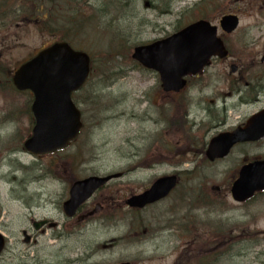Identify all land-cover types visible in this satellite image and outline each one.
Instances as JSON below:
<instances>
[{
	"label": "rangeland",
	"instance_id": "1",
	"mask_svg": "<svg viewBox=\"0 0 264 264\" xmlns=\"http://www.w3.org/2000/svg\"><path fill=\"white\" fill-rule=\"evenodd\" d=\"M111 1L78 0L74 9L76 0H69L67 10L59 6L51 11L55 18L48 28L21 23L24 14L28 17V4L23 6L18 23L6 18L14 9V15L19 14L20 5L14 0L9 4L12 9L0 11V69L14 70L57 39L95 52L92 77L74 98L83 112V131L74 148L61 155L34 161V157L19 153L34 123L30 110L33 96L26 92L12 97L0 91V232L7 238L0 264H183L189 256L184 250L187 238L192 239L186 232L188 225L210 228L208 223L214 225V232L215 225L222 224L225 233L218 246L202 244L214 238L202 235L196 240L199 245H192L201 255L206 251V259H211L217 249L218 264H264V193L246 205L235 202L230 194V184L242 164L256 157L264 159V139L236 147L223 160L209 162L202 155L208 145L204 140L209 143L218 133L243 124L264 107V0H153L156 6L147 5L145 0ZM167 3L170 9L166 10ZM231 11L240 16L238 29L226 35L219 31L231 56L213 61L202 75L193 78L183 97L170 101L157 74L138 69L131 58L137 44L160 40L198 18L218 24L220 16ZM57 25L61 28L53 27ZM232 64L239 70L232 72ZM111 70L114 76L105 82L104 74ZM125 72L129 74L116 79V75ZM7 81L0 71V88ZM9 82L11 86L10 79ZM240 94L250 102L239 100ZM194 103L192 113L202 116L203 110L208 113L209 108L217 121L197 130L180 119L168 120L181 104ZM225 103L229 110L222 113ZM179 134H190L192 144L185 143L178 152L197 153L196 164L190 162L192 153L179 159L180 155L174 153ZM155 138L165 139L168 151L166 157L157 156L156 166L140 158L150 147L155 149L162 144ZM75 151L81 152L79 161L72 172L65 171L62 179L58 175ZM178 161L182 164L175 166ZM35 164L45 169L35 172ZM14 169L15 173L8 174ZM173 171H180L187 178L185 187L180 186L171 197L144 210L123 205L126 198ZM114 173L122 176L98 191L92 206H87V210H92L96 202L103 206L101 212L80 222L65 217L62 203L68 197L67 182L74 180L70 174L82 179ZM203 194L209 200L215 198L226 210L215 213L202 208L206 205ZM100 197L104 199L99 200ZM32 218H47L58 226L33 231L36 242L25 243L22 230H33ZM171 219L176 225L169 224ZM229 221L239 223L231 225Z\"/></svg>",
	"mask_w": 264,
	"mask_h": 264
},
{
	"label": "water",
	"instance_id": "2",
	"mask_svg": "<svg viewBox=\"0 0 264 264\" xmlns=\"http://www.w3.org/2000/svg\"><path fill=\"white\" fill-rule=\"evenodd\" d=\"M238 24L236 15H226L221 20V27L228 33ZM217 33V26L199 20L165 39L136 47L133 58L157 70L165 90L178 91L185 86L186 75L200 72L213 56L228 55ZM89 73L88 54L75 51L66 42H56L43 49L14 73L15 86L19 90L30 89L34 94L32 112L35 125L32 136L25 142L29 152L50 153L68 146L78 136L82 127L81 112L71 94L85 83ZM263 137L264 109L249 118L245 126L212 139L207 155L210 159L223 157L235 143L257 141ZM111 177L92 176L75 182L70 189V199L65 203L66 212L75 213ZM176 182L175 175L161 177L144 192L131 196L127 204L144 207L159 201L168 195ZM261 190H264V160H255L240 169L231 191L234 199L243 201ZM4 246L5 237L0 233V253Z\"/></svg>",
	"mask_w": 264,
	"mask_h": 264
},
{
	"label": "trees",
	"instance_id": "3",
	"mask_svg": "<svg viewBox=\"0 0 264 264\" xmlns=\"http://www.w3.org/2000/svg\"><path fill=\"white\" fill-rule=\"evenodd\" d=\"M1 1H3V2H1ZM11 1L12 0H0V11L4 10V9L5 10L12 9V5L11 6L9 5V4H11ZM61 1L68 2L69 0H14V2H13L14 4H19L20 5L19 14L15 16L14 15L15 9H14L13 13L11 11H9L10 14L12 13L11 16H6V18L9 17V18L12 19L13 22L18 23L20 13L22 15L24 13L23 12V6L25 4H28V6H29L28 8H30L28 17H26L25 14H24L23 19L20 20L21 23H23V21H26V23L38 24L37 26H39L40 28L41 27L48 28L49 25L51 24V20H54V18H55L54 16L51 17L52 16L51 11L53 12L56 9H59V5L58 4ZM77 1L78 0H76V3H75L76 7L74 9L77 8ZM145 1L148 2V4L150 3L151 5L153 3V0H145ZM6 5H9V6L5 7ZM67 5H68V3L67 4H61V6H67ZM153 6H156V4L153 3ZM165 9L166 10L170 9V4L167 3L166 6H165ZM62 18L63 17H60V20ZM64 18H65V20L68 19V17L66 15H64ZM69 18L71 19V17H69ZM53 27L61 28L60 25L53 26ZM0 71L6 75L7 80H8L6 86L5 87H1L0 91H3L4 93H8L12 97H13V95L18 94L16 92L15 88L12 85L9 86V83H10L9 79H10V74H11L12 70L11 71H5L3 69H0ZM7 72H8V75L6 74ZM3 92H1V93L5 96V94ZM172 116H173V118H172ZM169 119H171V120L172 119H175V120L181 119V114H179L178 112H175L174 114L171 115V117ZM161 132H162V130H161ZM154 141H158L159 143H161V141H162V144H157L155 149L150 147L147 150L146 153L144 152L142 155H140V158L143 157V160L146 161V162H150V161L151 162H153V161L158 162L157 156L166 157V155H168V151L166 150L167 144H164L165 143V139L162 140L161 138H155ZM162 145H164L165 150H162V148H163ZM151 146L153 147V145H151ZM80 153H81L80 151H75V152L72 153V155H73V157H75L76 160L79 161ZM178 153L179 152H177V154ZM153 156H154V158H153ZM67 162H68V160H67ZM55 163H57V161H55ZM196 223H199V222H196ZM201 224H203V223H201ZM204 224H206V223H204ZM208 225L210 226V228L206 227V225H203V227L199 226V225H194V224L193 225H188L189 230L186 231V232L189 233L188 235L190 237H192L191 240L194 241L195 245H199V243L196 240L200 238V235H202L203 237L204 236L208 237L207 239H210V238L218 236L220 233H221L220 235L224 234L223 230L220 229V225H217V224L215 225L216 228L218 229V230L216 229V231H215L216 233L212 230V228H215V227H212L214 225H212L211 223H208ZM185 230H186V228L183 229V232ZM197 230H200V231H197ZM196 234H199V235L197 236ZM209 241L210 240H207L205 243L207 244V243H209ZM205 243H202V244H205ZM201 260L202 259H199V261H201ZM190 264H193V263L190 262Z\"/></svg>",
	"mask_w": 264,
	"mask_h": 264
},
{
	"label": "flooded vegetation",
	"instance_id": "4",
	"mask_svg": "<svg viewBox=\"0 0 264 264\" xmlns=\"http://www.w3.org/2000/svg\"><path fill=\"white\" fill-rule=\"evenodd\" d=\"M196 77H198V76H196ZM192 79L193 78L188 79V84L190 83V81ZM221 110H222V113L228 112L226 105H222ZM207 111H208V113L206 111H204V114L200 117V120H199V123L201 124V126L199 128L200 130L207 123H213V122L215 123L217 121V119L212 116L213 115V111H209V108L207 109ZM187 116H188V112H186L185 114L182 115V119L186 118ZM206 121H208V122H206ZM182 122H184V121H182ZM184 123H186V122H184ZM189 136H190V134L188 136H185V135H179L178 136V141L177 142L179 144H182V146L178 148V151H179L180 148H182L185 145V143L186 144H192V141L190 140ZM203 142H207V141L204 140ZM207 144H208V142H207ZM243 145L244 144L237 145L236 147H243ZM207 148H208V145H207ZM207 148L205 149V156H207V154H206ZM187 150H190V148H188ZM219 160H221V159H219ZM31 237H33V236H31Z\"/></svg>",
	"mask_w": 264,
	"mask_h": 264
}]
</instances>
